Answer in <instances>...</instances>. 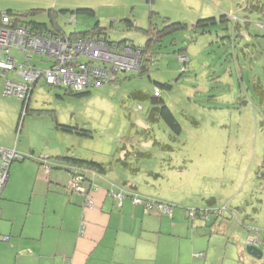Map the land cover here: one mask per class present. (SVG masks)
<instances>
[{"label": "rangeland", "instance_id": "obj_1", "mask_svg": "<svg viewBox=\"0 0 264 264\" xmlns=\"http://www.w3.org/2000/svg\"><path fill=\"white\" fill-rule=\"evenodd\" d=\"M244 1L0 0L3 13L41 10L23 17L22 23H44L49 30H60L64 37L92 31L98 23L109 41L127 40L136 47H146L148 41L156 39L148 31L152 26L162 29L164 18L169 19L166 25H186L176 30L173 29L178 25L171 27L170 33L151 42L157 62L149 66L148 73L123 74L118 83L92 87L89 94L81 95L66 88L50 87L40 80L29 105L31 115L35 116L33 121L42 125L40 128L57 119L60 124L78 130H55L51 149L62 153L69 148L76 158L114 162L107 176L121 184L118 187L130 191L124 181L133 180L139 184L138 189L132 190L134 194L171 204L175 215L185 223L181 224L184 229L180 232L185 235L179 245L188 264L197 254L195 247L204 254L210 248V260L214 254L218 262L227 258L225 264H234L230 257L237 240L234 234H241L246 240L248 227L257 229L258 239H264V96L255 87L260 82L264 89V31L258 27L259 22L264 24V14L244 11ZM79 8L93 9L96 18L61 13ZM49 10L57 12L54 18ZM153 13L158 15L151 23ZM208 18H215L216 23L205 26L208 32L202 33L204 27L196 24ZM124 19L135 22L136 28H128ZM206 24L209 22L203 25ZM11 53L18 57V63L25 62L22 54ZM182 55L187 59L185 64L180 61ZM29 56L37 68L48 67L41 62L40 55ZM10 75L8 78H13ZM4 83L5 78H0V103L12 109L18 104L20 108L19 99L3 94ZM157 84L171 86L162 87L161 99L182 127L176 141L171 139L172 132L164 122H146ZM136 91L144 92L149 99L132 98ZM139 106L143 110L136 111ZM132 125L133 134L148 128L149 136L173 148L164 151L152 140H141L136 149L151 152L153 158L140 163L137 175L115 161L124 158L126 152L120 151L124 144L130 151L131 144L137 146L135 136L123 143ZM82 130L89 136L77 133ZM18 164L14 162L13 166ZM149 171L161 175L154 187L146 183ZM211 198L217 200L216 211L225 210V219L214 222L211 218L209 223L187 219L189 210L208 209L207 201Z\"/></svg>", "mask_w": 264, "mask_h": 264}, {"label": "crops", "instance_id": "obj_2", "mask_svg": "<svg viewBox=\"0 0 264 264\" xmlns=\"http://www.w3.org/2000/svg\"><path fill=\"white\" fill-rule=\"evenodd\" d=\"M242 6L246 12L264 14L263 0H245ZM10 79L17 80L14 75ZM5 106L0 103V148L15 150L26 159L11 165L0 197V264H188L179 245L185 233L180 232L184 228L178 214L171 222L135 205L131 198L121 201L113 192L127 188L118 187L121 184L107 175L94 177V190L84 184L92 201L87 207L82 194L68 191L73 175L60 157L70 149L60 153L50 148L53 132L62 131L58 120L40 128L30 109L18 130L22 106ZM150 172L146 183L154 187L161 178ZM132 181H124V186L138 189ZM234 236L230 254L234 264H261L247 252L248 237ZM193 250L203 252L199 247ZM211 255L207 247L204 258L195 257L190 264H225L227 258L218 262L214 254L210 260Z\"/></svg>", "mask_w": 264, "mask_h": 264}, {"label": "built area", "instance_id": "obj_3", "mask_svg": "<svg viewBox=\"0 0 264 264\" xmlns=\"http://www.w3.org/2000/svg\"><path fill=\"white\" fill-rule=\"evenodd\" d=\"M258 27L264 30L263 23H258ZM12 51L24 55L25 62L18 63ZM30 54L40 55L41 62L48 67L39 69L32 65ZM143 60L142 50L129 44L117 45L101 37L89 36L73 41L51 31L18 24L14 17L0 16V77L6 78L7 74L13 73L20 80L6 79L4 95L7 97L28 102L33 86L40 80L50 87L82 93L92 87L118 83L123 74H139ZM185 60V57L180 58L183 63ZM160 94L157 88L155 95ZM23 159L24 156L15 150L0 148V197L7 185L12 162ZM45 169L50 172L48 166ZM80 181L81 178L73 179L68 191L84 192ZM117 198L123 200L121 195ZM87 201L91 207L90 198ZM135 203L143 202L135 199ZM248 244L254 245V241L250 239ZM260 263L264 264V257Z\"/></svg>", "mask_w": 264, "mask_h": 264}, {"label": "trees", "instance_id": "obj_4", "mask_svg": "<svg viewBox=\"0 0 264 264\" xmlns=\"http://www.w3.org/2000/svg\"><path fill=\"white\" fill-rule=\"evenodd\" d=\"M153 1L154 0H149V2H153ZM254 9L259 10L258 6H255ZM40 11L41 10H30L26 13L20 14V13H15L13 10H8L6 13L0 12V16L7 15L9 17H14L17 20L18 24L21 23L25 26H28V28L30 27L31 29L51 31L56 35L63 36V33L60 32V30H57V31L49 30L47 25L44 23H38V22H34V21H29V22L24 21L25 23H22L23 17L26 18L28 16L35 15L36 12H40ZM67 12H71V13H74L77 15H86L87 17H90V18H96L95 11L93 9H89V8H79V9L74 10V11H70V10H62L61 11V13H67ZM48 14L52 18H54L55 15L57 14V12L54 10H49ZM157 15L158 14H154V13L151 15V23H152L153 18ZM223 16L225 18H228L226 15H223ZM168 21H169L168 18H164V20H163L164 26L162 29L161 28L159 29V28L153 27V26L149 29L148 32L151 33L152 35H154L156 37V39H152V40L148 41L146 47H136L131 41H127V40H123L120 42L109 41L107 34L104 32V30H102L99 27L98 23L96 24V26L94 27V29L92 31H89L87 33H76L75 32V33L70 34V36L67 38H70L71 40L75 41L79 38H85L87 36H89V37H101V38L106 39L109 43H112V44H117V45L129 44V45H132L133 47L140 48L142 50V52L144 53V60H143V66H142L141 72L138 75H142L143 73H148L149 72V66L150 65L151 66L156 65V62H157V60L155 58V53H153V51L150 48L151 42H153L154 40L157 41L158 38H161L163 35H167L168 33H170V31H172L171 27L178 25V27L174 28L173 30L186 27V25L183 23H175V24L171 23V24L166 25V23ZM73 22H74V25L76 27L77 26L76 21H73ZM123 22L127 25L128 28H132V27L136 28V25H135L136 23L132 22L129 19H124ZM205 22H209V24L203 25ZM211 23H213V24L216 23L215 18H208V19H204V20H199L198 23L196 24V26L197 27H204L202 30V33H203V32H208V29L205 28V26H209ZM259 23H261V22H259ZM261 30H263V29H261ZM181 57H183V55ZM16 58L18 60V57H16ZM186 62H184V64ZM0 78H4V77H0ZM6 79H8V74L6 75L5 81H6ZM17 80L20 81L19 79H17ZM162 87L170 88L171 86L166 85V84L165 85H158L157 84V86L155 87V90L158 88L161 92ZM255 87L258 89L259 94L264 96V89H263L262 84L259 82L258 84H255ZM90 89L86 90L85 92L76 93V94H79V95L89 94ZM155 90H154V96L151 99L152 107H151V109H148V113L146 116V122L148 123V125L149 124L155 125V124H158L160 122H164L172 132L171 139L173 141H176V140H178V137L180 136V134L182 132V127L180 125V122L178 121L176 116L173 114V112L170 110V108L161 99L162 92L159 96H156ZM31 93H33V88H32ZM71 93H75V92H71ZM3 94H4V90H3ZM31 97H32V94H31ZM31 97H30V100L28 102L27 101L24 102V101L20 100L22 110H21V114L19 117L18 130H20V126H22L23 120L25 119L26 115H28L30 113V105L29 104L31 101ZM131 97L136 99V100H139V101L140 100L144 101L146 99H149V97L142 91H136V92L132 93ZM139 107H141V106H139ZM142 110H143V108H142ZM136 111H141V110H136ZM196 124L197 123L195 122V125ZM58 126L62 131L68 132V133H73L75 131H78L75 127L70 126V125L59 124ZM133 127H134V125H132V128L129 131V133L127 134V137L124 138L125 142H123V143L130 142L132 139H134V136H135L137 138V146L134 144H131L132 151H130L127 149L126 144H124L123 147L120 149L121 152H123V151L126 152L124 155V158H116L115 161H116V163L120 164L123 169L128 170L133 175H137L140 172V163L144 160H150L153 158V154L151 152L141 151L140 149H136L142 141H144V143H148L149 140H152L153 144L155 146H160L164 151H172L173 148L170 145H163V144L159 143L158 141L154 140L153 137L149 136V133L147 132L149 130L148 128L143 129V130H139L137 132H134V134H133V131H132ZM77 133H79L83 136H89V134H86L88 132H86L84 130H82L81 132H77ZM60 158L64 161H66V163L68 164L66 167V170L69 171L73 175V179L81 178L79 185L81 188L84 189V192H82V193L79 192V193L84 196L85 201H86V206L88 207L89 204H88L87 200L89 199L90 193L88 192L89 188H87V187L88 186L91 187L90 191L92 189L94 190V184H93L94 177H103V176L108 175L113 170V163L114 162L110 161V163H102V162H97L95 160L76 158L75 156L71 155V151L68 152L67 156L60 157ZM25 159H26V157H24L23 160H17L14 162H22ZM14 162H12V164ZM149 175L153 176L156 179L161 178V175L159 173L150 172ZM84 184H88V186L86 188H84ZM117 191L118 192H116V191L113 192L114 197L117 198V196L121 195V196H123V199H125L127 197L131 198L135 205L142 206L146 211L156 212L161 217L168 218L171 221L174 220L173 216H174L175 210L171 204H166L161 200L153 202L152 199H149V198L144 199L143 197L139 196L138 194H134L132 192V190H130V192H129L128 189L127 190H121L120 189ZM74 193H78V192H74ZM135 199L142 200L143 203L136 204ZM216 203H217V200L214 198H211L207 201V205L210 206V207H208V209H205V210H201V209L189 210L188 214H187V219H191V220L197 219V220H201L203 223L212 222L211 218H214V222H216L220 219H225V214H226L225 210L218 209L216 211L215 210L216 207H214V205H216ZM245 229L247 232L254 234V236L249 234L248 242L250 239H252L254 241V245H252V246H256L258 248L260 247L264 252V239L263 240L258 239V235H260L259 231L257 229H256L257 230L256 231L255 229L249 228V227L245 228ZM204 256H205V254L203 252H199L195 255V257L198 259L204 258Z\"/></svg>", "mask_w": 264, "mask_h": 264}, {"label": "water", "instance_id": "obj_5", "mask_svg": "<svg viewBox=\"0 0 264 264\" xmlns=\"http://www.w3.org/2000/svg\"><path fill=\"white\" fill-rule=\"evenodd\" d=\"M247 252L248 254H250L251 256L257 259H261L264 256V252L262 249L256 246L249 245V244L247 245Z\"/></svg>", "mask_w": 264, "mask_h": 264}]
</instances>
